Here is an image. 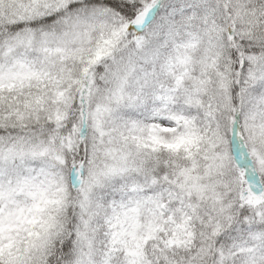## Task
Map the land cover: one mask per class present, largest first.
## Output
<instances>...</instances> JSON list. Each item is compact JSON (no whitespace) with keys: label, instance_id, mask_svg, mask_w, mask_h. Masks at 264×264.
Returning <instances> with one entry per match:
<instances>
[{"label":"snow or ice","instance_id":"1","mask_svg":"<svg viewBox=\"0 0 264 264\" xmlns=\"http://www.w3.org/2000/svg\"><path fill=\"white\" fill-rule=\"evenodd\" d=\"M0 264H264V0H0Z\"/></svg>","mask_w":264,"mask_h":264}]
</instances>
